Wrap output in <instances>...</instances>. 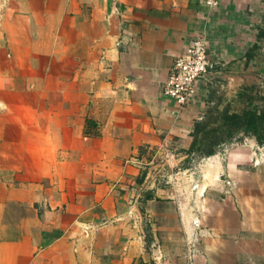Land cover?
<instances>
[{
	"label": "crops",
	"instance_id": "obj_1",
	"mask_svg": "<svg viewBox=\"0 0 264 264\" xmlns=\"http://www.w3.org/2000/svg\"><path fill=\"white\" fill-rule=\"evenodd\" d=\"M0 264H264V0H0Z\"/></svg>",
	"mask_w": 264,
	"mask_h": 264
},
{
	"label": "built area",
	"instance_id": "obj_2",
	"mask_svg": "<svg viewBox=\"0 0 264 264\" xmlns=\"http://www.w3.org/2000/svg\"><path fill=\"white\" fill-rule=\"evenodd\" d=\"M208 9L221 0H200ZM215 62L208 54L204 35L193 37L186 47L175 56L162 87V96L170 99L177 110L192 103L197 83L207 78Z\"/></svg>",
	"mask_w": 264,
	"mask_h": 264
},
{
	"label": "trees",
	"instance_id": "obj_3",
	"mask_svg": "<svg viewBox=\"0 0 264 264\" xmlns=\"http://www.w3.org/2000/svg\"><path fill=\"white\" fill-rule=\"evenodd\" d=\"M193 136L191 150L211 153L217 146L214 129H204V121L195 123Z\"/></svg>",
	"mask_w": 264,
	"mask_h": 264
}]
</instances>
